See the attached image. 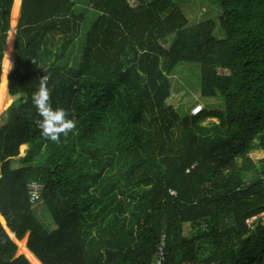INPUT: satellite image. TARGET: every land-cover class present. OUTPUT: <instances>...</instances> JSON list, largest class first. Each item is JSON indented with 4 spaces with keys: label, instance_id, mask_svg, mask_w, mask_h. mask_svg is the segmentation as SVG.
<instances>
[{
    "label": "trees",
    "instance_id": "16d2710c",
    "mask_svg": "<svg viewBox=\"0 0 264 264\" xmlns=\"http://www.w3.org/2000/svg\"><path fill=\"white\" fill-rule=\"evenodd\" d=\"M180 1L88 0L100 16L69 66L57 62L80 36L74 0H23L15 68L8 76L10 41L0 85V112L7 76L19 100L0 125V264H39L27 249L41 264H157L163 235L162 264H264V157L248 156L264 152V0H220L223 36L214 19L190 26ZM13 3L0 0V78ZM53 32L64 42L43 66ZM189 64L224 110L167 103L170 75ZM43 75L53 108L75 113L60 144L34 123ZM33 182L55 230L36 216Z\"/></svg>",
    "mask_w": 264,
    "mask_h": 264
},
{
    "label": "rangeland",
    "instance_id": "374dc122",
    "mask_svg": "<svg viewBox=\"0 0 264 264\" xmlns=\"http://www.w3.org/2000/svg\"><path fill=\"white\" fill-rule=\"evenodd\" d=\"M74 2L76 4L74 10L75 13L84 15V21L80 24V32H79L80 36L77 37L78 39L74 43L73 47L67 51L68 52L67 55L59 62H57L62 65L68 63L69 66L79 65L82 55L84 53V48L86 46V35L88 34L93 24L98 19V17L100 16L98 12L92 10L89 7L88 0H74ZM132 2L137 4L139 3V0H132ZM16 3L17 0L15 1L14 10H13V25H15L18 17V14L15 16L14 13L16 9ZM178 4L183 10V12L189 18L190 26H196L199 22L203 20L214 19L217 24V31L220 33V35L222 36L224 35L221 30V16H223L224 11L220 0H185L178 2ZM18 13H19V9H18ZM166 40H167L166 43H168L171 40V38L167 37ZM10 41H11V45H13V31L10 33V37L8 39V43L6 47H4V60L2 64V75L0 78V85H1L2 76H4L6 54L8 53V49H9L8 47H10L9 46ZM63 42H64L63 34L61 35L58 34L56 37H54V40L48 43H44L41 52V60H42L41 64L43 66H48L52 62H54L56 55L61 51V46ZM10 53H12V50ZM15 59L16 56L14 55L10 61V72L8 74H10L11 71L15 68ZM8 76H7V81H8L7 94L8 96L12 97L13 100L11 102L12 103L15 102V104H17L19 101L18 95L13 96L10 95L9 93ZM169 78L171 81V95L167 99V103L175 107H178V109L181 112L183 113L188 112L190 108H192L195 104H199V103L207 108H216V109H220V111L224 110V101L222 99L206 98L201 95V68L199 65L189 64L186 66L177 67L172 72ZM8 102H9V97L5 104L4 110L0 112V125L4 122V120L7 119L6 111L12 104L10 103L8 105ZM212 120L217 121V118H213V117L208 118L205 122H203V124L208 123L209 121ZM254 143H258V140L256 139ZM248 156L252 158L254 161H256L264 157V152L260 147H255ZM255 176L256 175L254 172L245 174L246 181L249 182L250 179H252ZM35 211H36V216L43 223V225L47 229L50 228L49 222L51 221L53 222L54 220L49 210L42 203V201L37 202V204L35 205ZM226 225L227 226L232 225L231 219L227 220ZM187 232H188V225H185L184 233L187 234ZM21 251L23 252V250ZM19 254L20 253L18 252V255ZM35 260L37 261V259Z\"/></svg>",
    "mask_w": 264,
    "mask_h": 264
},
{
    "label": "clouds",
    "instance_id": "9594fccd",
    "mask_svg": "<svg viewBox=\"0 0 264 264\" xmlns=\"http://www.w3.org/2000/svg\"><path fill=\"white\" fill-rule=\"evenodd\" d=\"M33 63H36V61L33 60ZM38 67L40 66L38 65ZM44 71L46 70L44 69ZM38 81L37 90L32 94V103L40 118L35 120L34 123L42 138L60 144L61 135L67 138L69 133L76 128L75 113L73 112L72 118H69L67 109L62 107L53 108L48 88V75H43Z\"/></svg>",
    "mask_w": 264,
    "mask_h": 264
},
{
    "label": "crops",
    "instance_id": "0c3cea01",
    "mask_svg": "<svg viewBox=\"0 0 264 264\" xmlns=\"http://www.w3.org/2000/svg\"><path fill=\"white\" fill-rule=\"evenodd\" d=\"M15 1L16 0H14V3H13V6H12V10H11V16H10V29L8 30V32H7V40H6V43H5V47H6V45H7V43H8V39H9V37H10V33L13 31V45H12V53H11V57L13 58V56L15 55L14 54V46H15V38H16V33H17V30H18V23H19V20H20V16H21V12H22V4H23V0H20V8H19V13H18V17H17V21H16V23H15V25H13V10H14V5H15ZM17 4V3H16ZM74 10H75V7H74ZM58 34H60L61 35V33H59V32H53V33H51V34H49L48 35V37H47V40H46V43H48V42H50V41H52V40H54V37H56ZM3 60H4V58H3ZM2 64H3V61H2ZM9 75V74H8ZM13 96H16V95H13ZM31 145V144H30ZM29 145V148H32V145L30 146ZM29 153V152H28ZM31 184V183H30ZM29 184V185H30ZM36 205V204H35ZM34 205V206H35ZM50 223V228H48V229H50V230H55L57 227H58V224L55 222V221H51V222H49ZM16 236V235H15ZM20 240V239H19ZM28 241V240H27ZM27 249V248H26ZM27 251L32 255V257H33V253H31L28 249H27ZM34 259H36L35 258V255H34V257H33ZM37 262L39 263V260L37 259ZM33 263V262H32ZM39 264H41V263H39Z\"/></svg>",
    "mask_w": 264,
    "mask_h": 264
},
{
    "label": "built area",
    "instance_id": "2783aa9c",
    "mask_svg": "<svg viewBox=\"0 0 264 264\" xmlns=\"http://www.w3.org/2000/svg\"><path fill=\"white\" fill-rule=\"evenodd\" d=\"M202 104H195L192 108H191V114L192 115H197L202 109H203ZM30 188V194H31V200L32 202L35 204H37V202L41 199V193L43 190V186L41 184H39L38 182H33L29 185ZM165 239L166 236L163 235L162 239H161V245L159 247L160 249V257L157 260V264H162L163 263V259H164V254H165V247H166V243H165Z\"/></svg>",
    "mask_w": 264,
    "mask_h": 264
},
{
    "label": "water",
    "instance_id": "95a60500",
    "mask_svg": "<svg viewBox=\"0 0 264 264\" xmlns=\"http://www.w3.org/2000/svg\"><path fill=\"white\" fill-rule=\"evenodd\" d=\"M0 213H1V211H0ZM2 214V213H1ZM6 220V219H5ZM6 223H7V221H6ZM15 239H16V241H17V239H19V238H17L16 236H15V233L13 232L12 234H11ZM18 242V241H17ZM31 251V250H30ZM31 253H33L32 251H31ZM21 254H24V253H20L19 255H21ZM33 255H35L34 253H33ZM35 258L36 259H38L37 257H36V255H35ZM39 260V259H38ZM40 261V260H39ZM40 263H42L41 261H40Z\"/></svg>",
    "mask_w": 264,
    "mask_h": 264
},
{
    "label": "bare ground",
    "instance_id": "6f19581e",
    "mask_svg": "<svg viewBox=\"0 0 264 264\" xmlns=\"http://www.w3.org/2000/svg\"><path fill=\"white\" fill-rule=\"evenodd\" d=\"M9 100H10V96H9ZM0 210H1V209H0ZM8 228H9V227H8ZM8 228H7V229H8ZM9 229H10V228H9ZM10 231H11V230H10ZM10 231H9V232H10ZM11 232H12V231H11ZM18 240H19V239H17V241H18ZM19 248H20V245H19ZM21 252H22V251H21V248H20L19 253H21ZM22 253H24V252H22Z\"/></svg>",
    "mask_w": 264,
    "mask_h": 264
}]
</instances>
